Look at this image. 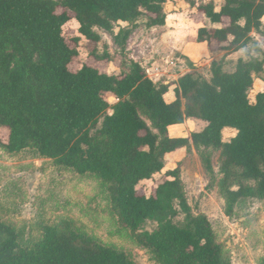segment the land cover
Listing matches in <instances>:
<instances>
[{"label":"trees","instance_id":"trees-1","mask_svg":"<svg viewBox=\"0 0 264 264\" xmlns=\"http://www.w3.org/2000/svg\"><path fill=\"white\" fill-rule=\"evenodd\" d=\"M169 1L0 0V128L8 131L7 142L0 136V147L110 184L120 225L157 264H233L213 222L193 213L179 170L150 192L140 185L165 169L169 154L192 143L222 149L226 216H240L249 201L264 204V89L250 98L264 62L241 58L227 72L222 61H214L211 80L196 71L181 76L172 101L170 85L157 86L137 62L119 74L87 63L71 66L79 57V40L65 34L70 13L80 35L98 44L97 29L112 32L142 16L148 27L165 26ZM199 11L218 27L199 28L196 43L217 42L239 52L249 47L253 32L264 33V0H226L219 11L213 3ZM130 34L121 30L115 37L121 48ZM93 56L97 62L111 59L108 53ZM109 97L118 102L112 106ZM139 109L149 113L157 132ZM101 117V128L93 132ZM186 119L206 126L189 138L171 137L170 128ZM226 129L236 131L227 142ZM7 191L1 192L4 199L11 196ZM5 205L0 202V264H136L86 235L61 232L41 211L32 222L9 221ZM178 214L183 226L174 222ZM149 220L157 227L140 232ZM257 264H264V254Z\"/></svg>","mask_w":264,"mask_h":264},{"label":"rangeland","instance_id":"rangeland-1","mask_svg":"<svg viewBox=\"0 0 264 264\" xmlns=\"http://www.w3.org/2000/svg\"><path fill=\"white\" fill-rule=\"evenodd\" d=\"M225 1L171 0L165 5L168 15L165 26L148 27L142 16L131 23L117 24L112 32L97 29L102 36L98 44L80 35V25L74 19V14L70 13L72 19L65 27V34L68 39L79 40V57L71 65L72 69L76 70L87 63L119 74L130 72L131 64L137 62L157 86L170 85L167 99L172 101L175 99L174 88L181 76L196 71L211 80L214 61H222L227 72L234 71L241 58L264 62V33L253 32L249 47L239 52L224 50L223 46L226 45L221 46L217 42H213L210 47L208 44L196 43L199 28L214 27L199 11V7L213 3L219 11ZM62 12L59 9V13ZM121 30L131 31L124 49L115 40ZM94 51L100 55L111 54V59L97 62ZM148 68L152 69L151 75ZM263 89L264 72L256 77L250 92L251 100L254 101ZM109 101L112 106L118 102L111 97ZM108 112L112 113L111 110ZM139 112L157 132L149 113L145 109H139ZM103 121L104 117H101L93 132L101 128ZM205 126L206 123L200 119H186L182 125L171 127L170 135L174 138H189ZM235 135V130H225L224 141H229ZM0 136L3 142H7L8 131L0 128ZM221 154L222 149L190 143L169 154L165 169L154 175L153 179L143 181L140 187L142 191L150 192L172 171L179 170L193 213L207 216L213 222L219 242L229 252L232 263L257 264L260 254H264V204L256 200L249 201V210L243 211L240 216L231 218L225 215ZM0 180V202L6 204V210L2 208V212L9 221L19 224L23 221L32 222L41 211L61 232L86 235L98 245L125 252L136 264H157L138 246L135 235L120 225L110 199V184L101 179L63 171L52 160L12 155L0 147ZM252 184L256 186V183ZM5 188L8 190L7 196L11 194L9 199H4L5 195L1 194ZM174 222L183 226L184 216L178 214ZM156 227L157 222L149 220L140 232L152 231Z\"/></svg>","mask_w":264,"mask_h":264},{"label":"crops","instance_id":"crops-1","mask_svg":"<svg viewBox=\"0 0 264 264\" xmlns=\"http://www.w3.org/2000/svg\"><path fill=\"white\" fill-rule=\"evenodd\" d=\"M214 27H218V26H214ZM147 71H148V73H150V75H151V73H152V69H147ZM152 81H153V79H152ZM178 126V125H177ZM227 130V129H226Z\"/></svg>","mask_w":264,"mask_h":264}]
</instances>
